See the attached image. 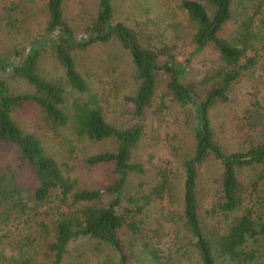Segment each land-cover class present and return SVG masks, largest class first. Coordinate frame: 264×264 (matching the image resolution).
Listing matches in <instances>:
<instances>
[{
	"label": "trees",
	"instance_id": "obj_1",
	"mask_svg": "<svg viewBox=\"0 0 264 264\" xmlns=\"http://www.w3.org/2000/svg\"><path fill=\"white\" fill-rule=\"evenodd\" d=\"M133 6L128 10L138 9L142 20L130 24L116 18V0H46L40 36L25 51L0 56V156L15 150L12 160L0 165V217L5 222L14 213L42 216L35 240L42 239L48 261L41 264H80L67 260L68 246L79 236L93 240L96 250L111 251L104 264H180L177 256L161 255L153 245L156 232L148 236L142 217L154 206L163 212L168 204L170 215L164 217L182 223L192 264H264V141L228 152L212 121V110L230 100L233 85L251 74L261 57L264 0H180L178 8L191 26L187 54L180 52L181 24L168 25L169 35L154 41L152 5ZM109 43L126 51L132 66L133 87L119 101L116 120L106 117V99L78 66L83 53ZM205 49L218 57L202 71L191 64ZM48 57L58 72L49 78L40 72ZM159 72L168 77L162 88ZM7 79L28 89L11 90ZM252 105L256 109L250 112L261 117L258 100ZM173 110L184 118L193 140L190 153L179 161L180 174L155 166L153 182H141L130 193L132 178L148 171L134 159L135 151L143 139H159ZM28 113L35 119L31 131L13 118ZM50 134L67 143L66 153L74 142L114 143L111 150L83 158L90 169L110 165V181L81 186L47 150L43 138ZM208 164L214 166L208 181L215 188L211 213L224 222L217 230L205 229L199 213L201 170ZM25 255L23 247L0 236V264H35Z\"/></svg>",
	"mask_w": 264,
	"mask_h": 264
},
{
	"label": "rangeland",
	"instance_id": "obj_2",
	"mask_svg": "<svg viewBox=\"0 0 264 264\" xmlns=\"http://www.w3.org/2000/svg\"><path fill=\"white\" fill-rule=\"evenodd\" d=\"M179 1L116 0L119 8L116 18L126 19V22L134 24V21L142 20L141 13L136 7L140 10L146 4H151V16H153L154 25L152 27L150 25V28L154 34L153 40H158L160 36H168L171 29L167 26L179 23L182 31L180 43L182 42L184 45L180 52L187 54L191 51V48L188 47L189 39L187 36L191 26L187 20H184L178 8ZM45 2L46 0H0V56L12 49L25 51L32 38L40 36L45 22ZM130 4H134L135 12L128 10ZM156 21L158 22L157 26L155 25ZM260 54L261 57L258 58L253 72L243 75L241 80L233 85L229 95L230 100L227 103L217 105L212 110L216 139L228 152L246 148L258 141H264V50ZM217 57L218 55L214 50L205 49L193 57V65L191 64V66L205 71L214 65L213 61H216ZM78 66L81 73L89 81L90 86L106 99L109 106L106 117L109 120H116V116L119 114V101L124 94L131 92L133 87L132 66L128 53L114 43L96 45L82 54ZM54 67L56 66L48 57L44 60L40 72L48 78L54 77L58 75L57 68ZM167 78L166 75L160 72L157 74L160 88L164 86ZM7 83L14 91L28 89L24 83L16 80L7 79ZM255 99L258 100L261 106L259 111L261 117L250 112L256 109L252 105ZM251 116L256 119L253 120ZM13 118L25 131L35 129V119L31 114H16ZM183 119L179 112L173 110L168 125L166 124L159 129L160 136L159 139H156L157 142L143 139L134 153V159L142 163L148 171L145 176L132 178L129 182L130 193L134 192L141 182L146 186H148V183L153 182L155 166H168L176 171L177 175L180 174L179 161L190 153L193 145L189 126L185 124ZM43 140L47 150L56 157L63 171L66 174L75 176L81 186L102 187L110 181V165L90 169L85 166L83 158L86 154L96 153L100 150H111L114 148V143L110 141L101 143L74 142L73 147L66 153L64 145H67V143L59 144V139L54 138L51 134L48 139L43 138ZM14 155V149L6 150L4 155L0 156V165L11 161ZM212 170H214L212 164H208L201 170L200 186L202 185L203 189L200 194L199 213L203 219L205 229L212 228L214 230L216 228L217 230L224 222L220 221L219 216L211 213L215 188L211 189L208 181ZM240 178L244 181L247 179L245 174H241ZM262 196H264V190ZM102 199L103 203L108 202L107 195L103 196ZM165 207L167 209H163L162 212L154 206L152 211L142 215L146 219V227L149 229L148 236L156 232L155 236H152L153 245L160 248L162 256L169 258L177 256L180 264H192V251H190L186 230L182 227V223L177 222V217H175V220L172 219V216L169 220L165 219L164 214L170 215L167 213L169 211L168 204ZM262 207L260 214H264V203ZM58 216L59 212L56 210L51 217L54 220ZM40 218H42L41 215L34 217L33 214L21 216L14 213L3 222L0 217V236L5 241L13 240L23 247V250L29 252V255H25V258L36 260L34 261L35 264L48 261L43 253L45 248L42 239L35 240L37 237L35 224ZM24 244L31 246L32 249L29 250ZM95 247L96 245L91 239L81 236L74 238L68 246L67 260L80 264H104L107 256L112 254L111 251L108 248L96 250ZM36 251L38 254L35 253ZM67 260L66 262H68Z\"/></svg>",
	"mask_w": 264,
	"mask_h": 264
},
{
	"label": "water",
	"instance_id": "obj_3",
	"mask_svg": "<svg viewBox=\"0 0 264 264\" xmlns=\"http://www.w3.org/2000/svg\"><path fill=\"white\" fill-rule=\"evenodd\" d=\"M18 62V60H15V63H17Z\"/></svg>",
	"mask_w": 264,
	"mask_h": 264
}]
</instances>
